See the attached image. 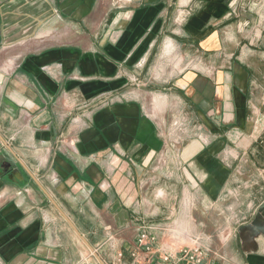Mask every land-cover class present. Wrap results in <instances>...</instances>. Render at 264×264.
<instances>
[{
	"label": "crops",
	"instance_id": "crops-1",
	"mask_svg": "<svg viewBox=\"0 0 264 264\" xmlns=\"http://www.w3.org/2000/svg\"><path fill=\"white\" fill-rule=\"evenodd\" d=\"M189 1L175 25L167 0H0V264H130L191 190L238 191L264 143V8ZM263 214L213 264H264Z\"/></svg>",
	"mask_w": 264,
	"mask_h": 264
},
{
	"label": "rangeland",
	"instance_id": "rangeland-1",
	"mask_svg": "<svg viewBox=\"0 0 264 264\" xmlns=\"http://www.w3.org/2000/svg\"><path fill=\"white\" fill-rule=\"evenodd\" d=\"M167 2L171 6L169 9L170 18L176 25L181 21L180 11L186 9L190 1L185 3L183 0H167ZM236 6L239 7L238 13L240 11L245 13L244 10L247 8H256L262 14L264 0H238ZM170 54H165L164 51V56ZM258 149L262 154L255 155L254 159H249L247 156L239 162L245 173L237 175L235 181L239 185L237 192L233 191L232 194L226 192L218 202L214 203L206 199L203 200L204 197L191 190L188 195L186 194L187 196L182 198L175 217L158 225L164 229H172L173 234L183 244L192 246L196 239H202V244L210 251L209 257L222 259L223 256L217 254L216 249L223 244L230 233H233L237 228L246 227L245 225H248L247 223L255 212H264V143ZM184 202L185 207L183 206ZM191 202L195 205L189 208ZM251 204L254 206L252 207ZM257 224L264 230V214Z\"/></svg>",
	"mask_w": 264,
	"mask_h": 264
},
{
	"label": "built area",
	"instance_id": "built-area-1",
	"mask_svg": "<svg viewBox=\"0 0 264 264\" xmlns=\"http://www.w3.org/2000/svg\"><path fill=\"white\" fill-rule=\"evenodd\" d=\"M153 224L144 226L137 238L135 246L130 252V264H213L209 259L210 251L202 244V239H194L192 246L177 240L175 245L156 246L158 240L156 229L165 230ZM173 233V232H172ZM124 254H118L122 262Z\"/></svg>",
	"mask_w": 264,
	"mask_h": 264
},
{
	"label": "water",
	"instance_id": "water-1",
	"mask_svg": "<svg viewBox=\"0 0 264 264\" xmlns=\"http://www.w3.org/2000/svg\"><path fill=\"white\" fill-rule=\"evenodd\" d=\"M6 159V165L2 164V161ZM0 165L2 166V168H5L6 171L10 168V167H16L15 162H13V160L11 158H7L6 156H2V158L0 159ZM5 171V172H6ZM62 214L64 215V217L69 221V223L75 228V226L73 225V223L69 220V218L64 214L63 211H61ZM76 229V228H75ZM91 250L95 253L96 257L98 258V260L100 261L101 264H106L101 258L100 256L95 252V250L90 246Z\"/></svg>",
	"mask_w": 264,
	"mask_h": 264
},
{
	"label": "bare ground",
	"instance_id": "bare-ground-1",
	"mask_svg": "<svg viewBox=\"0 0 264 264\" xmlns=\"http://www.w3.org/2000/svg\"><path fill=\"white\" fill-rule=\"evenodd\" d=\"M185 3H187L188 0H183ZM166 46H165V54H170L172 53V50L174 49V45H173V41L169 39V41L166 42ZM171 55V54H170ZM166 100V99H165ZM166 103V102H165ZM165 107V106H164ZM189 200V197H188ZM187 203V202H186ZM187 205V204H186ZM190 206V205H189ZM188 206V207H189ZM187 209V208H185ZM189 209V208H188ZM189 211V210H187Z\"/></svg>",
	"mask_w": 264,
	"mask_h": 264
}]
</instances>
